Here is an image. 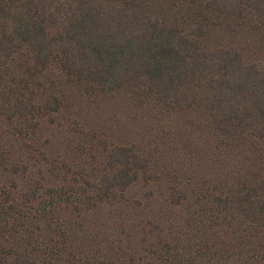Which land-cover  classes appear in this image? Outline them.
Listing matches in <instances>:
<instances>
[{
    "label": "rangeland",
    "instance_id": "1",
    "mask_svg": "<svg viewBox=\"0 0 264 264\" xmlns=\"http://www.w3.org/2000/svg\"><path fill=\"white\" fill-rule=\"evenodd\" d=\"M134 1L151 15L171 10L191 21L204 10L203 0ZM13 22H0V37L11 46L0 61V255L24 248L17 242L29 241L30 228L41 234L35 245L52 264H75L90 251L97 264H161L153 260L165 241L179 238L194 252L220 233L212 222L221 216L215 198L242 183H264V151L217 127L205 81L197 78L193 92L203 93L185 110L166 106L142 85L87 95L58 58L38 64ZM214 23L203 49L255 38ZM20 100L43 107L54 100L56 109L9 117ZM115 147L133 148L148 170L121 199L99 202L93 186ZM225 230L232 242L243 232L236 220Z\"/></svg>",
    "mask_w": 264,
    "mask_h": 264
},
{
    "label": "trees",
    "instance_id": "2",
    "mask_svg": "<svg viewBox=\"0 0 264 264\" xmlns=\"http://www.w3.org/2000/svg\"><path fill=\"white\" fill-rule=\"evenodd\" d=\"M203 1L202 17L191 21L171 10L151 15L137 8L134 0H0V22L13 20L36 62L46 65L58 58L69 79L78 81L87 95L142 85L166 106L185 110L196 102L195 95L203 93L193 92L197 78L205 81L213 90L207 107L217 127L246 141L248 149L264 151V0ZM215 21L244 37L254 33L255 38L250 44L235 41L227 48L203 49L201 42ZM10 50L0 37V61H7ZM246 98L249 108L242 107ZM53 108L54 100L44 107L20 100L7 113L15 117ZM134 151L115 147L108 153L107 171L93 186L99 202L121 199L147 172L148 162ZM222 195L215 198L221 216L212 217L220 233L213 232L194 252H188L181 239L171 238L153 261L264 264V183H242ZM234 220L243 230L236 242L225 230ZM25 232L29 241L25 243L24 236L17 242L24 248L0 255V264H52L35 245L41 234L30 228ZM93 253L80 256L75 264H97Z\"/></svg>",
    "mask_w": 264,
    "mask_h": 264
}]
</instances>
